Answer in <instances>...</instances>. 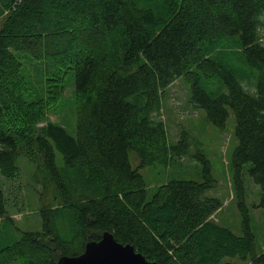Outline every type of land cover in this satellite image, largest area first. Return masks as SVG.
I'll return each instance as SVG.
<instances>
[{"label":"trees","instance_id":"obj_1","mask_svg":"<svg viewBox=\"0 0 264 264\" xmlns=\"http://www.w3.org/2000/svg\"><path fill=\"white\" fill-rule=\"evenodd\" d=\"M1 19L0 174L19 178L28 159L50 203L41 231H21L0 187V264H58L107 231L158 264H264L244 179L261 187L264 207V0H0ZM31 62L40 90L27 81ZM69 75L74 134L49 119ZM180 78L215 126L234 114L240 234L214 219L224 201L207 194L206 157L205 181L171 180L149 199L140 170L189 148L185 135L170 143L161 116ZM210 78L222 83L216 96L201 85Z\"/></svg>","mask_w":264,"mask_h":264},{"label":"rangeland","instance_id":"obj_2","mask_svg":"<svg viewBox=\"0 0 264 264\" xmlns=\"http://www.w3.org/2000/svg\"><path fill=\"white\" fill-rule=\"evenodd\" d=\"M3 22L1 19L0 30ZM241 55L242 50L235 49V59L246 67ZM25 74L30 85L40 90L38 84L43 77L37 70L36 62L26 65ZM201 85L212 96L222 91V83L216 78L202 79ZM75 88V79L69 75L66 89L49 113V119L66 126L73 134L76 125ZM191 96L192 84L185 78H180L167 89V94L163 98L161 116L168 128L170 143L178 144L185 135L188 137L189 148H186L181 158L176 157L175 160L171 159L169 162L140 170L149 189V199L159 186L171 180L205 181L203 157H206L210 162L211 174L215 181V187L207 194L224 201L222 210L214 216V219L220 220L236 234H240L242 216L237 205L233 185L234 172L231 168V160L238 146L234 114L231 112L226 127L221 129L207 119L204 109L195 106ZM56 156L58 165H62V154L56 151ZM130 160L132 166L136 168L139 160L134 152H131ZM19 166L20 176L13 181L7 180L0 174V187L4 188L7 195V209L21 231H41L43 223L40 212L47 207L50 200L46 194H43L42 183H35L36 165L22 157ZM244 179L252 228L259 249H264V207L260 206L262 190L247 172L244 173Z\"/></svg>","mask_w":264,"mask_h":264},{"label":"water","instance_id":"obj_3","mask_svg":"<svg viewBox=\"0 0 264 264\" xmlns=\"http://www.w3.org/2000/svg\"><path fill=\"white\" fill-rule=\"evenodd\" d=\"M58 264H158L148 261L131 244L118 242L114 235L105 232L99 241L86 244L83 254L70 257L63 256Z\"/></svg>","mask_w":264,"mask_h":264}]
</instances>
